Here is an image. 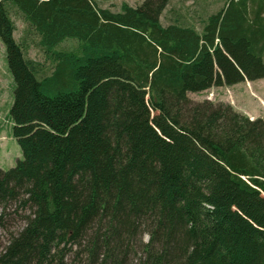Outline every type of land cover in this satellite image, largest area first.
Instances as JSON below:
<instances>
[{"label":"trees","instance_id":"1","mask_svg":"<svg viewBox=\"0 0 264 264\" xmlns=\"http://www.w3.org/2000/svg\"><path fill=\"white\" fill-rule=\"evenodd\" d=\"M255 2L230 0L198 32L162 25L169 0H0L22 156L0 169V264H264V121L188 98L264 79ZM66 39L77 49L55 50Z\"/></svg>","mask_w":264,"mask_h":264},{"label":"rangeland","instance_id":"2","mask_svg":"<svg viewBox=\"0 0 264 264\" xmlns=\"http://www.w3.org/2000/svg\"><path fill=\"white\" fill-rule=\"evenodd\" d=\"M142 0H95L100 7L112 11H119L121 4L126 3L136 6ZM230 0H169L168 5L161 14L162 25H177L192 27L201 32L207 18L226 8ZM264 5V0H256L252 7ZM251 8V6H250ZM12 21L15 25L14 39L23 46L24 56L36 65L39 77L48 76L53 68L45 52L38 46V37L28 27L15 8H9ZM264 16V12L262 14ZM77 49L75 39H66L55 47V50L74 51ZM13 80L8 70L5 49L0 41V169L8 170L21 159V151L12 138V122L9 110L13 101ZM192 102L200 103L209 101L213 104L223 103L229 105L235 112L248 117L250 120L262 119L264 121V79L256 81H243L231 87H212L200 93H189ZM14 225H22L21 221ZM147 241V236L142 237V242ZM74 255L66 258L67 264H74Z\"/></svg>","mask_w":264,"mask_h":264}]
</instances>
